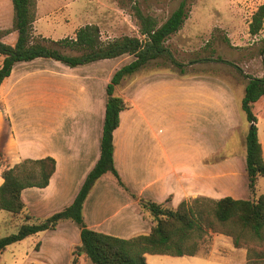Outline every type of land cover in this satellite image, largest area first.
Wrapping results in <instances>:
<instances>
[{"label":"rangeland","instance_id":"obj_1","mask_svg":"<svg viewBox=\"0 0 264 264\" xmlns=\"http://www.w3.org/2000/svg\"><path fill=\"white\" fill-rule=\"evenodd\" d=\"M138 3L144 14L155 17L159 23L165 22L184 0H134ZM188 4L189 15L183 28L171 36L166 45L172 51L180 66H176L165 58L148 63L144 70L124 79L117 87V93L124 97L128 106L132 107L135 76L140 79L143 74L154 73L158 75H171L182 77L185 75L203 76L205 80H221L230 87L234 99L222 111L220 128L209 131L202 141L212 155L207 162L221 163V170L232 173L222 174L217 183L221 186L220 194L229 196L230 189L239 197L257 200L264 193V177H259L254 194L248 193V179L245 170V144L248 130L251 126L247 122L245 113L241 108L244 93L242 92L247 80L239 74L238 67L244 74L252 77L264 75V25L261 32L252 36L249 25L252 16L264 0H185ZM129 0H37V14L34 23V36L50 40L73 38L75 32L87 24L97 25L104 41L122 36L138 37L137 21L130 10ZM13 4L12 0H0V32H3L2 41L12 44L17 38L13 31ZM71 54V53H70ZM132 56H123L117 59L103 60L77 68L67 67L56 62V70L61 66L62 71V112L65 129L79 130L92 127L96 138L101 135L103 111L101 103L106 100V85L113 74L126 64L133 61ZM2 57L0 56V64ZM60 65V66H59ZM83 73V77H79ZM153 74V75H154ZM81 81H84L81 82ZM157 83L152 95L154 99L152 122L153 127L161 132L174 131L169 138V144L177 146L182 140V117L176 111V106H167L165 97L181 99L179 84L174 81L172 86L163 82ZM144 102H141V107ZM100 107V108H99ZM75 110L86 111L85 117L75 118ZM3 113V110H0ZM65 117V114H70ZM253 113L257 118V128L260 143L264 153V97L255 104ZM18 128H23L20 114L14 112ZM130 119L125 123L124 129L132 127V113L125 117ZM213 119V114L207 119ZM193 138H191L192 140ZM127 140V137L125 138ZM97 149V147H96ZM7 165L0 157L2 170ZM112 180V175L108 173ZM114 179V178H113ZM108 187L107 195L115 193L110 182L105 180ZM104 184V185H105ZM228 194V195H227ZM235 195V196H237ZM208 198L199 197L196 199ZM146 199V198H144ZM188 200L192 203L194 200ZM211 199V198H209ZM36 201V199H35ZM204 208V202L196 204ZM47 215V211L40 212ZM50 213V212H49ZM143 213V212H142ZM143 217L155 225L148 213ZM45 219V218H43ZM25 215H13L7 212L0 213V238L16 234L19 227L25 223ZM62 226L54 231L40 233V240L31 236L20 243L13 244L0 254V264H33L35 254L42 241L44 254L48 264H93L85 255L78 256L77 247L80 245L79 227L70 220L61 222ZM59 224V225H60ZM214 228L207 229V234L200 242L198 252L194 257H171L166 255H148L147 264H241L244 253L247 262V243L249 238H242V248H235L233 237L223 233V228L214 223ZM235 232L236 229H231ZM150 233V232H149ZM236 233V232H235ZM148 234V233H146ZM142 235V234H141ZM251 244V243H250ZM37 261V260H36ZM43 262V259L38 260ZM246 264V263H245Z\"/></svg>","mask_w":264,"mask_h":264},{"label":"crops","instance_id":"obj_2","mask_svg":"<svg viewBox=\"0 0 264 264\" xmlns=\"http://www.w3.org/2000/svg\"><path fill=\"white\" fill-rule=\"evenodd\" d=\"M56 65V61L43 58L16 63L0 90V110H3L0 113V157L10 167L26 159L52 157L56 160L55 173L46 188H28L22 193L29 213L36 219L46 218L40 213L43 210L48 212L45 214L49 217L70 206L100 157L107 94L100 106L103 119L98 139L92 127L65 129L62 71L60 65L56 70ZM144 67L141 69L144 70ZM82 74L79 77H83ZM153 74L140 72V79L135 76L132 107L120 113V124L113 134L114 165L123 185L113 176L112 180L108 178L107 173L97 181L85 201L86 225L96 232L123 239L149 233L152 224L143 217L133 195L157 204H165L170 198L169 205L174 208L183 201L199 197L213 200L225 197L221 196V186L217 182L222 174L232 175L233 172L221 170L220 162H207L212 153L206 149L202 138L216 127L220 128L222 111L234 99L230 87L221 80L208 81L194 74L182 77ZM164 79L168 81L161 85L166 88L176 81L182 94L180 100L173 96L164 100L167 106L175 105L182 117V140L177 146L168 141L173 137V130L161 134L152 122L154 99L151 94L157 83ZM141 102H144L143 107ZM75 111L72 115L77 119L88 115L84 110ZM14 112L20 114L21 129ZM129 113H132V127L124 129L125 123L130 121L125 118ZM210 114H213L212 120L207 119ZM69 115L71 113L65 114V117ZM2 171L0 167V185L3 182ZM105 180L110 182V188L115 193L113 196L105 193L108 192ZM227 193L234 199L246 200L243 196L239 197L234 189ZM39 235L34 236L40 240ZM39 243V249L32 250L37 260L33 264H48L49 258L40 257L44 250L42 241ZM245 255L241 264L246 263ZM41 259L42 263L38 261Z\"/></svg>","mask_w":264,"mask_h":264},{"label":"trees","instance_id":"obj_3","mask_svg":"<svg viewBox=\"0 0 264 264\" xmlns=\"http://www.w3.org/2000/svg\"><path fill=\"white\" fill-rule=\"evenodd\" d=\"M129 1L142 39L122 36L104 41L99 27L87 24L80 27L73 38L54 41L34 36L37 0H12L13 31L17 33V39L13 45L7 44L2 41L4 33L0 32L2 57L0 90L13 66L20 62L43 58L76 68L126 55L132 56L134 60L117 70L106 87L107 102L100 157L70 206L45 219H36L29 213L23 201L22 193L25 189H43L49 185L56 170L54 158L26 159L13 167L8 165L4 167L1 174L3 182L0 185V213L4 211L13 215L24 214L26 222L19 227L16 234L0 238V254L9 246L31 236L45 231H55L61 222L70 220L80 231L78 256L84 254L93 264H147L146 255L196 256L207 229L216 231L214 228L216 223L224 229L223 233L233 237V245L237 249L244 245L242 238H249L246 264H264V193L257 200L234 199L230 196L219 200L201 198L192 203L183 201L176 208L169 205L170 198L165 204H157L133 195L141 211L148 213L155 223L150 233L123 239L87 227L84 204L97 181L110 173L120 185H123L114 165L113 134L119 127L120 113L131 106H128L125 98L117 93V87L126 77L152 61L165 58L172 64L180 66L166 43L183 28L188 19L187 2L182 1L165 22L159 23L155 17L144 14L136 1ZM263 25L264 6H261L252 16L249 25L250 35H258ZM236 69L247 80L241 108L247 122L252 124L246 137L245 170L248 189L254 194L259 177H264V153L259 141L257 118L253 113L255 104L264 97V75L252 77L244 74L238 67ZM200 201L204 202V208L196 206ZM233 228L236 229V233L231 231ZM76 262L75 259L71 264Z\"/></svg>","mask_w":264,"mask_h":264},{"label":"water","instance_id":"obj_4","mask_svg":"<svg viewBox=\"0 0 264 264\" xmlns=\"http://www.w3.org/2000/svg\"><path fill=\"white\" fill-rule=\"evenodd\" d=\"M251 126H252V124H251ZM251 126H250V127H251Z\"/></svg>","mask_w":264,"mask_h":264}]
</instances>
